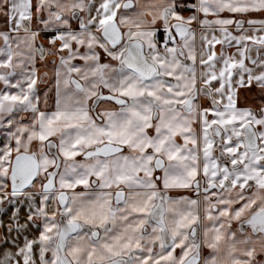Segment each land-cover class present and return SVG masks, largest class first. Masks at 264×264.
Returning a JSON list of instances; mask_svg holds the SVG:
<instances>
[{"label": "snow or ice", "instance_id": "snow-or-ice-1", "mask_svg": "<svg viewBox=\"0 0 264 264\" xmlns=\"http://www.w3.org/2000/svg\"><path fill=\"white\" fill-rule=\"evenodd\" d=\"M0 264H264V0H0Z\"/></svg>", "mask_w": 264, "mask_h": 264}]
</instances>
